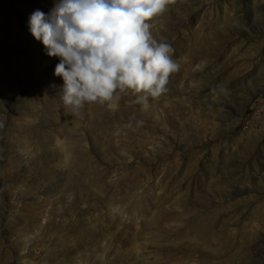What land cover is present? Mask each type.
<instances>
[{"label": "rangeland", "instance_id": "rangeland-1", "mask_svg": "<svg viewBox=\"0 0 264 264\" xmlns=\"http://www.w3.org/2000/svg\"><path fill=\"white\" fill-rule=\"evenodd\" d=\"M58 2L0 0V264H55L50 247L59 260L64 252L50 241L61 235L53 228L44 235L37 228L27 243L17 240L20 226L7 229L9 206L20 197L29 201L23 215L52 223L67 222L75 205L117 227L136 221L121 252L91 264H149L155 248L182 239L211 251L214 237L190 221L231 205L221 215L225 227L257 222L255 209L264 211V0H176L153 31L181 65L167 93L147 109L128 94L115 109L89 104L79 115L61 100L59 57L47 55L28 25L35 10L49 14ZM203 9L216 24L199 51L189 32L199 29L195 15ZM174 108L172 124H163L161 115ZM186 157L195 161L190 175L178 171ZM36 192L42 197L30 199ZM252 236L250 264H264V228Z\"/></svg>", "mask_w": 264, "mask_h": 264}, {"label": "clouds", "instance_id": "clouds-1", "mask_svg": "<svg viewBox=\"0 0 264 264\" xmlns=\"http://www.w3.org/2000/svg\"><path fill=\"white\" fill-rule=\"evenodd\" d=\"M176 0H59L51 13L35 10L28 25L47 55L59 57L61 100L75 115L86 104L115 109L122 95L143 109L167 93L181 65L156 39L154 21ZM0 127L3 123L0 122Z\"/></svg>", "mask_w": 264, "mask_h": 264}, {"label": "bare ground", "instance_id": "bare-ground-1", "mask_svg": "<svg viewBox=\"0 0 264 264\" xmlns=\"http://www.w3.org/2000/svg\"><path fill=\"white\" fill-rule=\"evenodd\" d=\"M195 18L200 20L199 29L194 32L190 31L189 34L191 36L189 39L201 45L198 48L200 51L213 41V38L207 35L211 33L216 22L208 9L197 12ZM176 48L182 49L180 44H177ZM199 51L195 55H198ZM129 100L133 102L134 96L131 95ZM85 106L90 107L89 104ZM176 116L177 112L176 108H174L162 114L160 120L163 124H172V120ZM204 125L206 126V123ZM191 158L186 157L182 165L178 166V171L181 172L183 168L184 172L190 175L192 173L191 167L195 163ZM35 165L34 170L39 172L40 166L37 163ZM11 170L15 175L20 171V168L13 165ZM42 195L43 193L36 192L30 196V199H40ZM23 203L28 204L29 201L20 197L16 203L9 206L8 212L10 217L7 229L13 231L16 227L20 226V233L16 237L18 241H23L24 243L32 240L37 228L39 231L37 234L39 235H44L50 228L55 229L56 234L60 232V236L54 234L53 238L50 239L53 243L62 245V249L64 250L61 253L62 258L59 260L55 254V250L50 247V262L53 263L55 261V264H91L101 261L107 256L112 258L114 253L121 252L124 245L133 239V232L136 231L137 227L136 221L120 223L124 224L123 228L117 227L114 223L99 222L97 217L94 218L93 215H86L88 211H91V208L84 205L81 208H77L75 205L73 207V216L69 214L70 217L67 218V222L64 224L52 223L51 219L43 221L42 218L33 212L29 216L23 215L19 211ZM233 210L234 208L231 205V207L217 210L212 214L209 213L203 219L199 217L195 220L191 219L190 225L197 233L212 235L214 237V248L211 251L205 252L199 244H195L189 240L182 242L184 240L182 239L170 245H162L155 248L153 251L157 252V255L149 261V264H169L171 259L175 260L177 264H232L233 261H238L240 264H250L252 262L249 256L251 253L250 247L253 241L252 237H254L252 235L264 228V211L255 209L253 218L257 222L243 223L238 227L227 228L222 223L221 215L227 212L232 213ZM41 240L44 241V239ZM45 242L47 243L48 239H45ZM257 245H261V242L259 241ZM83 250L91 252L84 256Z\"/></svg>", "mask_w": 264, "mask_h": 264}]
</instances>
